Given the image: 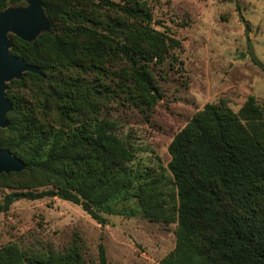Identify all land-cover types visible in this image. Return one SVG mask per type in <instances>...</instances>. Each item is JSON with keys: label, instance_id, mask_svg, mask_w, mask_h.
I'll return each instance as SVG.
<instances>
[{"label": "trees", "instance_id": "obj_1", "mask_svg": "<svg viewBox=\"0 0 264 264\" xmlns=\"http://www.w3.org/2000/svg\"><path fill=\"white\" fill-rule=\"evenodd\" d=\"M74 1L41 0L55 33L31 42L8 35L10 53L42 75L27 72L7 84L12 109L0 149L25 169L0 173V186L12 189L0 212L21 200L58 198L101 225L108 216L140 213L176 225L175 249L159 264H264V110L256 98L238 113L224 101L207 104L174 137L167 169L136 170L117 124L97 118L99 103L90 100L99 98L97 86L59 74L123 63L116 87L139 89L137 97L154 107L162 94L151 67L173 62L182 45L156 23L146 0H83L88 10ZM18 6L26 0H0V13ZM133 199L140 211L127 208ZM99 258L106 264L102 244ZM0 264L87 263L77 247L42 257L10 244L0 248Z\"/></svg>", "mask_w": 264, "mask_h": 264}, {"label": "rangeland", "instance_id": "obj_2", "mask_svg": "<svg viewBox=\"0 0 264 264\" xmlns=\"http://www.w3.org/2000/svg\"><path fill=\"white\" fill-rule=\"evenodd\" d=\"M75 1L89 9L83 0ZM146 1L165 30L158 28L182 45L173 52V62L151 67L162 94L156 106L142 102L137 97L140 90L133 86L130 92L116 87L123 63L101 70H64L59 77L97 86L99 98H90L99 103L97 118L117 124V134L135 152L136 170L154 168L160 173L171 161L168 149L174 137L207 104L224 101L238 113L253 96L264 110V70L259 65L264 66V0ZM27 6L28 0L26 6L9 9ZM55 29L50 21L49 31L41 33ZM10 192L1 185L0 201ZM127 208L140 211L135 199ZM10 244L42 257L77 247L87 264H101L102 244L106 264H159L175 249L176 225L154 223L140 213L134 218L108 216L107 224L101 225L80 206L58 198L21 200L0 212V248Z\"/></svg>", "mask_w": 264, "mask_h": 264}, {"label": "water", "instance_id": "obj_3", "mask_svg": "<svg viewBox=\"0 0 264 264\" xmlns=\"http://www.w3.org/2000/svg\"><path fill=\"white\" fill-rule=\"evenodd\" d=\"M47 18L41 0H28L26 8L8 9L0 13V129H7L6 119L12 109L6 97L7 84L15 79H22L27 72L42 75L35 66L10 53L9 33L24 41H34L41 31H49ZM25 164L9 151L0 149V173L21 172Z\"/></svg>", "mask_w": 264, "mask_h": 264}]
</instances>
